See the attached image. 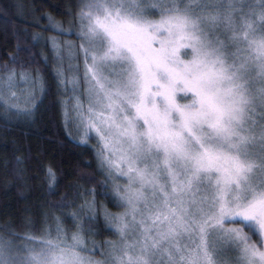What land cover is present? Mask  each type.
Here are the masks:
<instances>
[{
	"label": "snow or ice",
	"instance_id": "6c2138e0",
	"mask_svg": "<svg viewBox=\"0 0 264 264\" xmlns=\"http://www.w3.org/2000/svg\"><path fill=\"white\" fill-rule=\"evenodd\" d=\"M69 15L66 32L53 23L78 43L52 40L53 79L66 126L83 144L98 138L124 209L104 216L119 240L109 261L91 258L82 233L96 219L93 189L71 235L59 222L23 245L0 232V264H264V0H80ZM10 63L4 119L31 118L47 81ZM18 79L29 84L23 104Z\"/></svg>",
	"mask_w": 264,
	"mask_h": 264
},
{
	"label": "trees",
	"instance_id": "16d2710c",
	"mask_svg": "<svg viewBox=\"0 0 264 264\" xmlns=\"http://www.w3.org/2000/svg\"><path fill=\"white\" fill-rule=\"evenodd\" d=\"M78 4V0H0V75L4 65L13 67L10 57L17 56V74L21 66L33 75L39 67L48 84L31 118L10 115L5 121L0 106V232H14L20 238L40 236L55 218L67 222L65 213L78 212L85 200H93L87 193L95 189L97 216L91 232L87 226L85 230L88 238L105 249L109 238L117 235L104 218L108 206L114 208L112 195L94 147L77 140V127L69 121L66 127L53 79L52 40L78 43L75 36L61 34L53 21L66 32L69 13L75 14ZM49 168L55 173L51 189ZM88 215L84 208L81 221ZM69 227L76 229L72 223Z\"/></svg>",
	"mask_w": 264,
	"mask_h": 264
},
{
	"label": "rangeland",
	"instance_id": "374dc122",
	"mask_svg": "<svg viewBox=\"0 0 264 264\" xmlns=\"http://www.w3.org/2000/svg\"><path fill=\"white\" fill-rule=\"evenodd\" d=\"M78 2L80 3V0H78ZM63 44H64V42H62L61 46H63ZM65 67H67V65H65ZM82 73H83V64H82V61H81V63H80V75H81V77H82ZM17 83H18V86H17V89H16L17 96L20 98L21 104H23L24 97L27 94L29 84H28V82L23 81V80H19V79H18ZM71 94H72L71 93V86H69V92L67 93V95L70 96ZM11 111L13 113L16 112L15 109H12ZM12 116L18 117V118L19 117H25L22 114L19 115V116H16V115H12ZM69 122H70L69 124L71 125V127H73V128L77 127L76 124L73 122V120H69ZM66 127L68 128V126H66ZM74 132H75V135L77 136L76 137L77 140L80 142V137H81V135H83L82 129H80V128L77 127V128H75ZM88 144H90L92 147H94L95 153L97 154V150H98V147H97L98 146V138L96 137V135H95L94 132H92V133L89 134ZM105 176H106V173H105ZM110 183L111 182L109 181L108 182V187H109V191H110V193L112 195L113 201H111V202L113 203V207L114 208H111L110 206L107 205L109 207V209H110L109 211H107V213L111 212V214H113V215H118L121 212H123L124 209L119 206L121 202L117 198H115L114 195L112 194L111 187H110ZM78 207H79V209H78V212L77 213H80V216H82L81 205H79ZM94 211H96V210H94ZM73 212H71V213H65L66 214V219L68 220L67 222H63L62 223L60 219L55 218L54 221L49 224V226L46 228V230L44 231V233L42 235H46L49 231H51V233L54 235L58 222H59L60 226L62 227V229H64L65 231L68 232L69 235H71L73 232H75L77 230V229L70 230L71 227H69V225L71 223L73 225H75V221L73 220V217H72V213ZM95 215H96V212H95ZM104 215H105V213H104ZM62 224H64V225H62ZM110 226H111V228H113L116 231V229H115L114 226H112V225H110ZM116 234L117 235L114 236L113 238H109V240L107 242L108 246L105 249H101V248H99L98 244H96V242H94L93 240H91L90 238L87 237L88 234H87V232L85 230L82 233V235L84 237V240L86 241V246H87V248L89 250H91L92 252H94V255H92L91 258H93L95 260L109 261L111 259L110 255H109V253L111 251L109 245H110V243L117 242L119 240V235H118L117 232H116ZM42 235H40V236H42ZM40 236H36V237H40ZM24 237L25 236L21 237L17 241V244L18 245H23L25 243V241L23 239ZM93 243H95V245H96V248L95 249L92 248ZM85 254L88 255L89 253L86 252ZM225 259L230 261V260L234 259V256H233L232 253H227L226 256H225Z\"/></svg>",
	"mask_w": 264,
	"mask_h": 264
}]
</instances>
